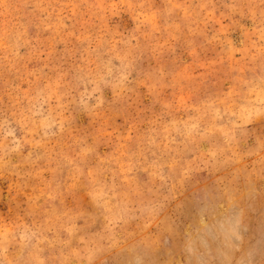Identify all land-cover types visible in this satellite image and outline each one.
<instances>
[{
    "label": "rangeland",
    "instance_id": "rangeland-1",
    "mask_svg": "<svg viewBox=\"0 0 264 264\" xmlns=\"http://www.w3.org/2000/svg\"><path fill=\"white\" fill-rule=\"evenodd\" d=\"M0 264H264V0H0Z\"/></svg>",
    "mask_w": 264,
    "mask_h": 264
}]
</instances>
